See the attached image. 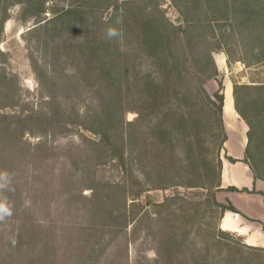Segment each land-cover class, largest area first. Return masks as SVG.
I'll return each mask as SVG.
<instances>
[{"label":"rangeland","instance_id":"1","mask_svg":"<svg viewBox=\"0 0 264 264\" xmlns=\"http://www.w3.org/2000/svg\"><path fill=\"white\" fill-rule=\"evenodd\" d=\"M123 3L141 6L139 19L127 15L126 38L109 37L122 26ZM148 13L163 20L158 33L185 27L174 0H0V264H201L190 247L201 246L195 217L209 232L219 227L217 190L180 185L199 183L186 175L199 151L184 158L169 148L140 120L125 89L123 68L142 44ZM175 48L190 69L185 45ZM212 57L218 77L203 88L214 101L223 95L230 134L246 125L234 108V86L264 85V61L230 62L224 48ZM229 91L234 113L226 118ZM84 127L104 131L106 143ZM97 190L105 195L100 210ZM172 197L192 209L187 228L176 217L175 227L162 222L161 206ZM107 213L119 217L106 227Z\"/></svg>","mask_w":264,"mask_h":264},{"label":"trees","instance_id":"2","mask_svg":"<svg viewBox=\"0 0 264 264\" xmlns=\"http://www.w3.org/2000/svg\"><path fill=\"white\" fill-rule=\"evenodd\" d=\"M174 1L183 15L185 27H171L170 31L158 33L161 31L157 20L159 18L148 13L147 21L140 25L142 44L133 48L131 62L123 68L127 79L125 89L137 103L140 120L146 122L154 135L160 136L169 148L178 149L184 158L193 157L194 153L199 151L198 160L189 162L193 171H187L186 174L196 175L191 177V180L197 177L199 183L182 182L180 185L190 188L208 183L207 189L212 192L220 187L219 153L227 141L222 122L224 97L222 94H216V101L212 100L204 90L203 83L218 77V69L212 57L215 49L224 48L230 62L240 61L246 67L264 61V0ZM129 5L131 8L134 7L132 8L135 10L134 13L132 11L127 13ZM123 6L126 9L121 16L122 26L115 32L119 39L126 38V30L130 26L127 17H131L133 22L137 23L140 14L136 11L142 10L141 6L132 3H123ZM185 10H188V13H185ZM159 20L163 23L161 17ZM228 21L231 22V26L229 33L226 34L222 29ZM212 24L220 30L219 39ZM172 30L175 33L173 36ZM112 38H116L115 35ZM182 45L187 49L190 69L184 67L175 48L176 46L181 48ZM118 47H121L120 43ZM233 98L236 113L248 127L245 161L256 179L264 182V85H235ZM97 124L102 126L98 122ZM86 130L100 136L102 143H106L104 131L92 127ZM217 134L221 135V139L216 149L214 142ZM107 151L100 150V153L106 156ZM125 192L123 188L121 193ZM94 194V202L100 210L105 195L99 190ZM186 203V200L178 197L166 199V204L161 207L164 206L162 222L167 228L177 226L179 221L187 228L186 218L190 216L192 209L187 210ZM214 206L221 209L218 219L220 221L228 208L218 203ZM172 207L178 209L179 213H176L175 209L171 210ZM228 210L234 211L232 208ZM213 214L215 212H210V216ZM109 215L110 213L104 215V218L108 219L106 227L119 217ZM172 217L179 221L174 223ZM195 220L199 223L195 239L201 236V246L190 247L195 260H200L199 263L214 261L215 264H264V249L236 243L219 227L209 232L202 227V224L207 222L199 221L198 216ZM159 256L161 257L160 254Z\"/></svg>","mask_w":264,"mask_h":264},{"label":"crops","instance_id":"3","mask_svg":"<svg viewBox=\"0 0 264 264\" xmlns=\"http://www.w3.org/2000/svg\"><path fill=\"white\" fill-rule=\"evenodd\" d=\"M224 111L225 117L226 107ZM233 113L232 108L226 118L232 117ZM224 128L227 130L226 124ZM237 128L230 134L226 131L220 187L216 192V201L234 211L225 210L219 229L226 234L244 238L247 246L264 248V182L256 179L245 161L248 128L246 125Z\"/></svg>","mask_w":264,"mask_h":264},{"label":"bare ground","instance_id":"4","mask_svg":"<svg viewBox=\"0 0 264 264\" xmlns=\"http://www.w3.org/2000/svg\"><path fill=\"white\" fill-rule=\"evenodd\" d=\"M231 91L228 92V106H225L226 107V115H228L230 113V111H232V108H233V104H232V99H231V94H230ZM226 97V98H227Z\"/></svg>","mask_w":264,"mask_h":264},{"label":"clouds","instance_id":"5","mask_svg":"<svg viewBox=\"0 0 264 264\" xmlns=\"http://www.w3.org/2000/svg\"><path fill=\"white\" fill-rule=\"evenodd\" d=\"M107 35H108L109 37H112L113 35H115V33H114L111 29H109V30L107 31Z\"/></svg>","mask_w":264,"mask_h":264}]
</instances>
